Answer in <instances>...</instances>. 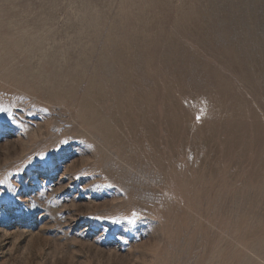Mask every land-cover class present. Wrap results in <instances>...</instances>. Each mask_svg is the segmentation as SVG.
<instances>
[{
    "label": "rangeland",
    "instance_id": "1",
    "mask_svg": "<svg viewBox=\"0 0 264 264\" xmlns=\"http://www.w3.org/2000/svg\"><path fill=\"white\" fill-rule=\"evenodd\" d=\"M0 264H264V0H0Z\"/></svg>",
    "mask_w": 264,
    "mask_h": 264
},
{
    "label": "snow or ice",
    "instance_id": "2",
    "mask_svg": "<svg viewBox=\"0 0 264 264\" xmlns=\"http://www.w3.org/2000/svg\"><path fill=\"white\" fill-rule=\"evenodd\" d=\"M7 111V109L0 107V112Z\"/></svg>",
    "mask_w": 264,
    "mask_h": 264
}]
</instances>
